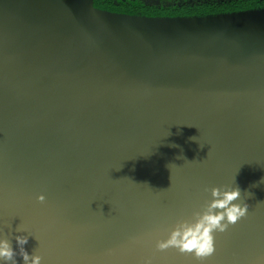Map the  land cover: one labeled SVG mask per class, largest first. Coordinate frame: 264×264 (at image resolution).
<instances>
[{"label":"water","instance_id":"1","mask_svg":"<svg viewBox=\"0 0 264 264\" xmlns=\"http://www.w3.org/2000/svg\"><path fill=\"white\" fill-rule=\"evenodd\" d=\"M36 1L0 0V32L10 41L22 37L17 20L35 27L27 17L37 9ZM85 2L43 1L44 10L56 9L62 21L38 66L60 71L63 54L87 62L94 57V63L105 59L110 97L144 95L163 99L165 108L151 116L157 129L141 132L145 109L139 110L140 102L133 110L123 106L131 111L120 113L106 109L108 99L98 96L85 118H72L77 133L57 119L43 127L23 123V109L14 117L0 108V237L15 247L16 235H28L24 247L40 255L42 264H264V136L249 128L247 138L239 137L217 124L238 140L220 142L217 133L206 134L219 156H212V167L204 169L199 150L204 125H196L186 110L200 111L208 100L213 102L208 115L216 109L227 114L235 108L231 97L264 95V10L134 16ZM88 16L105 21L103 44L92 49L72 24ZM45 37L40 33V39ZM41 54L33 51L32 57ZM15 56L9 53L8 62L0 63L11 74L19 72V64L11 62ZM34 78L37 87L45 83L44 77ZM96 79L95 87L84 86L86 93L97 88ZM56 128L65 139H48L59 148H47L42 138ZM205 183L210 189L235 185L240 197L234 202L247 203V214L213 234L215 251L203 262L175 248L157 249L177 220L190 218L210 199ZM188 186L195 195L187 196ZM41 194L43 202L37 199Z\"/></svg>","mask_w":264,"mask_h":264},{"label":"bare ground","instance_id":"2","mask_svg":"<svg viewBox=\"0 0 264 264\" xmlns=\"http://www.w3.org/2000/svg\"><path fill=\"white\" fill-rule=\"evenodd\" d=\"M43 1H36L35 6L37 9L31 10L27 17L31 23L35 22L33 23L35 27H32V25L27 27V24L20 26V21L17 20L18 24L16 27H22L20 28L22 37H18L17 40L12 42L7 35L0 32V63H7L9 53H14L16 56L11 62L19 64V72L17 74L9 73L6 71L8 66L2 69L0 65V108L12 111L11 115L14 117H18L17 111L23 109L24 120H21L23 123L43 127L45 121L51 120L55 122L54 119H57L59 123L70 127L69 131L77 133L73 127L72 118H85L87 111H91L96 106L99 96L108 99L109 103L106 109L120 110V113H123L122 109H126L123 106L130 107L133 110L135 104L140 102L143 108L139 110L144 111L145 109V112H143V123L138 125V129L141 132H152L154 129H157V122L151 116L158 115L165 108L163 99L159 101L149 96L137 94L118 95L115 98L110 97L109 90L105 86L109 83L110 78L105 59L94 63L96 61L94 57L93 61L87 62L86 59L77 58L76 55L68 56L63 54L62 69L60 71H56L54 66H38L37 60L42 59L44 53L50 50L47 46L50 36L59 33L57 24L60 15L56 9H50V11L44 10V8L48 9V7L46 3L43 4ZM61 21L62 19L60 18L59 23ZM72 24L76 26L75 33L79 38L84 40L89 48L92 49L103 44V27L101 24H105V21L94 16H88V19L85 21L74 19ZM0 27L1 31L4 30L2 29L4 25H0ZM13 31H17V28L13 29ZM40 33L46 34V37L40 39ZM37 50L41 51V57L33 58L32 53ZM53 54H57V52L54 51ZM35 70L39 72L33 76ZM35 76L44 77L45 83L37 87ZM62 77H66L67 81L63 82ZM94 77L96 81H98L96 78H99L100 82L96 85V89L93 88L91 92L86 93L84 86L90 85L91 88L95 87ZM128 98L137 101L131 102ZM140 98L145 102L139 101ZM231 98L235 102V108L228 110L227 114L221 112L220 109H216L208 115L207 106L213 104V102L208 100L202 105L200 111L197 108L193 110L188 107L186 108L187 111L192 112L194 116L192 121L196 125H204V144L199 148L200 152L204 153V169L212 167V156H219V151L213 148L206 134L217 133L218 137L215 140L220 142H224L226 138L228 141L238 140L236 137L225 135L224 130L220 129L219 125L237 133L239 137L243 138H247L250 134L249 128H252L257 134L264 136V95ZM125 101L126 103H123ZM195 102L199 105L201 104L199 98ZM131 109L126 110L130 112ZM164 122L172 126L170 122L166 120ZM207 123L210 125H207ZM217 124L219 125L217 126ZM30 127L32 130L33 126ZM60 129L56 128V131L46 130V134H48L47 139H42L47 142V148H59V144H54L49 142V140L56 139L52 141H62L65 139ZM32 132L40 133V130ZM153 136H148V138L150 139ZM137 145L138 142H135L132 147L135 148ZM43 147L46 148L44 145ZM224 185L235 186L233 184L221 183L217 184L216 187ZM204 186L206 189H210L208 183H205ZM186 191L188 197L196 193L190 186L187 187ZM192 207L194 210L197 209V201H193Z\"/></svg>","mask_w":264,"mask_h":264},{"label":"clouds","instance_id":"3","mask_svg":"<svg viewBox=\"0 0 264 264\" xmlns=\"http://www.w3.org/2000/svg\"><path fill=\"white\" fill-rule=\"evenodd\" d=\"M205 191H210V199L200 210L193 212L190 218L177 220L167 238L157 242V249L175 248L203 262L215 251L213 234L226 231L229 225L247 214V203L234 202L240 197L239 188L224 185ZM37 199L43 202L45 197L41 194ZM14 240L15 247L11 241L0 237V264H42L40 255L29 253L24 247L28 235H16Z\"/></svg>","mask_w":264,"mask_h":264},{"label":"trees","instance_id":"4","mask_svg":"<svg viewBox=\"0 0 264 264\" xmlns=\"http://www.w3.org/2000/svg\"><path fill=\"white\" fill-rule=\"evenodd\" d=\"M94 5L110 11L146 16L201 17L245 10H264V0H159L155 4L144 3L141 7H115L108 4L107 0H95Z\"/></svg>","mask_w":264,"mask_h":264},{"label":"rangeland","instance_id":"5","mask_svg":"<svg viewBox=\"0 0 264 264\" xmlns=\"http://www.w3.org/2000/svg\"><path fill=\"white\" fill-rule=\"evenodd\" d=\"M108 4L115 6V7H141L140 5L145 4H155L157 3L159 0H107ZM91 5L95 8H98L94 5V3H91ZM100 10H105V11H110V10H106V9H101L98 8ZM113 13H119V14H127V15H139V16H146V15H140V14H132V13H127V12H115V11H110Z\"/></svg>","mask_w":264,"mask_h":264},{"label":"flooded vegetation","instance_id":"6","mask_svg":"<svg viewBox=\"0 0 264 264\" xmlns=\"http://www.w3.org/2000/svg\"><path fill=\"white\" fill-rule=\"evenodd\" d=\"M94 1H95V0H93V2H92V3H94ZM85 5H86V2H85V4H84V6H85Z\"/></svg>","mask_w":264,"mask_h":264},{"label":"snow or ice","instance_id":"7","mask_svg":"<svg viewBox=\"0 0 264 264\" xmlns=\"http://www.w3.org/2000/svg\"><path fill=\"white\" fill-rule=\"evenodd\" d=\"M208 258V257H207Z\"/></svg>","mask_w":264,"mask_h":264}]
</instances>
